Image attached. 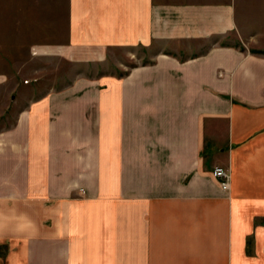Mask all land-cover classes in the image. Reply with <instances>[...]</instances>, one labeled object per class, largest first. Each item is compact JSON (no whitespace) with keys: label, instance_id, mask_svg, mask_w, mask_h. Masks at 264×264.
I'll list each match as a JSON object with an SVG mask.
<instances>
[{"label":"crops","instance_id":"crops-1","mask_svg":"<svg viewBox=\"0 0 264 264\" xmlns=\"http://www.w3.org/2000/svg\"><path fill=\"white\" fill-rule=\"evenodd\" d=\"M249 8L264 0H0V264H264ZM119 46L149 60L85 77L92 94L38 77Z\"/></svg>","mask_w":264,"mask_h":264},{"label":"rangeland","instance_id":"rangeland-1","mask_svg":"<svg viewBox=\"0 0 264 264\" xmlns=\"http://www.w3.org/2000/svg\"><path fill=\"white\" fill-rule=\"evenodd\" d=\"M248 11H251L252 14V9L249 8ZM252 16L255 19L262 18L263 22H257L255 24L260 27V30L263 29V31H257L256 34H243V36H246V39L249 37V40H254V47L251 48L252 52L259 55L264 54V13L262 14V17H258V14H252ZM88 52L90 51L82 49L75 54H77L76 56L78 58H85L87 57L86 53ZM145 54L147 55L148 52L146 53V49L142 47L119 46L110 48L106 63L100 66H97L96 64L93 65V61H86L84 59H73V61H68L62 60V58L58 56L55 60L51 59L50 63H48V60L41 61V65H45V67L49 65L50 69L46 68L38 75V77L40 78L41 83L46 84L47 87L48 84L56 83V87L59 88L62 86L61 84L72 81L71 83L78 87L77 90H73L74 93L92 94L96 89V83H88L84 81L85 77L95 78L100 74L113 72L118 75H125L132 66L149 60L145 57ZM88 63L89 65H86Z\"/></svg>","mask_w":264,"mask_h":264},{"label":"built area","instance_id":"built-area-1","mask_svg":"<svg viewBox=\"0 0 264 264\" xmlns=\"http://www.w3.org/2000/svg\"><path fill=\"white\" fill-rule=\"evenodd\" d=\"M214 176L219 179L223 190H229L231 185V172L224 166H217L213 170Z\"/></svg>","mask_w":264,"mask_h":264}]
</instances>
